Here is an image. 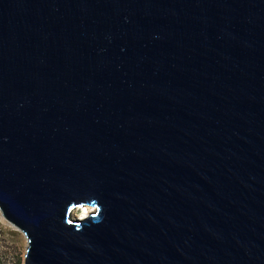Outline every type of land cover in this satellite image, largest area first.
Here are the masks:
<instances>
[{
  "label": "water",
  "instance_id": "water-1",
  "mask_svg": "<svg viewBox=\"0 0 264 264\" xmlns=\"http://www.w3.org/2000/svg\"><path fill=\"white\" fill-rule=\"evenodd\" d=\"M0 212L24 264H264V0H0Z\"/></svg>",
  "mask_w": 264,
  "mask_h": 264
},
{
  "label": "rangeland",
  "instance_id": "rangeland-1",
  "mask_svg": "<svg viewBox=\"0 0 264 264\" xmlns=\"http://www.w3.org/2000/svg\"><path fill=\"white\" fill-rule=\"evenodd\" d=\"M28 238L19 229L2 221L0 212V264H24V252Z\"/></svg>",
  "mask_w": 264,
  "mask_h": 264
},
{
  "label": "bare ground",
  "instance_id": "bare-ground-1",
  "mask_svg": "<svg viewBox=\"0 0 264 264\" xmlns=\"http://www.w3.org/2000/svg\"><path fill=\"white\" fill-rule=\"evenodd\" d=\"M91 208L89 206H81V207H78V208H75L73 211H72V216L74 217H78V218H83L86 216V214H88L90 212ZM2 221L5 222L7 225L15 228V229H18V227H16L14 224H12L11 222H9L8 220H6L3 215H2ZM26 244L28 245V240L26 239ZM26 245V247H27Z\"/></svg>",
  "mask_w": 264,
  "mask_h": 264
}]
</instances>
